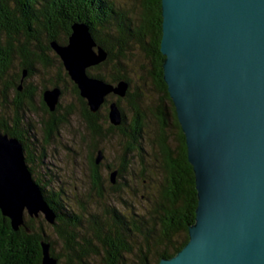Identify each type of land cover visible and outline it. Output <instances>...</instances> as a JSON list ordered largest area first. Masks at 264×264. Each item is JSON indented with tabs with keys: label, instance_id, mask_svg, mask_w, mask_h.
<instances>
[{
	"label": "trees",
	"instance_id": "obj_1",
	"mask_svg": "<svg viewBox=\"0 0 264 264\" xmlns=\"http://www.w3.org/2000/svg\"><path fill=\"white\" fill-rule=\"evenodd\" d=\"M136 3L138 9L131 11L117 6L115 0H0V104L16 113L10 119L12 124L0 118V130L22 140L29 164L32 158L26 126L32 124L24 118V111H38L34 98L39 87L23 82L27 76L39 75L40 68L57 69L60 80L72 85L81 104L80 114L90 137L86 147L92 178L80 199L68 195L59 185L56 189L50 178H36L57 214L52 228L61 240L59 251L55 247L57 241L45 232L43 220L37 228L36 219L25 218L24 224L15 230L10 218L0 210V264H42V241L50 243L51 254L58 264H158L163 257L174 256L188 242L198 196L186 137L163 77L162 0H136ZM76 22L88 23L98 44L109 52L106 61L91 67L89 73L114 84L122 79L130 83L124 98L114 93L108 95L117 97L114 101L124 114L119 126L109 122V107L105 103L97 112L91 111L87 99L81 96L51 47L53 40L66 43ZM134 46L151 59L154 82L169 103L155 115L154 138L147 132L145 112L136 102L138 94L131 91L127 73L126 63ZM109 65L107 74L92 72ZM25 70L27 74L21 82ZM54 83L53 87L59 85ZM47 88L45 85L41 95V108L47 118L41 119L40 124L44 141L50 143L59 125L66 123L74 110L65 108L60 100L56 110L50 111L43 98ZM123 101L131 105V117L122 107ZM108 102L110 105L112 100ZM171 127L176 129L173 134ZM107 132L119 138L121 148L112 163L98 164V151L104 152L103 143L109 138ZM147 137H150L148 145ZM148 146L157 152L147 154ZM133 164L139 165L138 170L131 177L126 176ZM103 165L110 172L118 170L116 183L109 187L103 179ZM97 260L98 263H93Z\"/></svg>",
	"mask_w": 264,
	"mask_h": 264
},
{
	"label": "water",
	"instance_id": "obj_2",
	"mask_svg": "<svg viewBox=\"0 0 264 264\" xmlns=\"http://www.w3.org/2000/svg\"><path fill=\"white\" fill-rule=\"evenodd\" d=\"M163 77L186 137L198 202L189 240L158 264H264V0H162ZM90 25L76 22L66 43L51 41L92 112L130 83L93 76L109 57ZM24 74L27 73L25 70ZM22 89V87H19ZM59 86L44 90L55 111ZM110 123L124 114L109 105ZM98 151L97 163L103 157ZM118 170L111 172L115 184ZM0 210L18 230L25 213L56 222L21 139L0 130ZM42 264H58L42 241Z\"/></svg>",
	"mask_w": 264,
	"mask_h": 264
},
{
	"label": "rangeland",
	"instance_id": "obj_3",
	"mask_svg": "<svg viewBox=\"0 0 264 264\" xmlns=\"http://www.w3.org/2000/svg\"><path fill=\"white\" fill-rule=\"evenodd\" d=\"M117 6H122L129 10H137L139 4L136 3V0H115ZM138 5V7H136ZM130 59L127 61V73L131 79V91L138 94L136 102L141 106L143 112H145L147 119V132L149 135L155 137L154 127L157 126V119L155 117L158 113L159 108H163L166 104L169 105L168 101L164 99L163 94L158 90L152 71V61L147 56V54L139 47L134 46L131 50ZM130 60V61H129ZM98 66V65H97ZM110 71V65L102 67L100 70H92L93 73H104ZM39 75L32 77H26L25 82L23 83H34L39 88L37 94L34 98L38 111H24V118L29 120L32 127H28V134L26 136L27 144L30 147L32 161L29 162V166L32 169L33 176L35 178L45 176L48 179L52 180L51 184L55 185L56 189L58 185L65 189L68 195H74L77 199H80L89 189L91 185V176L89 175L88 168V157H87V147L90 137L85 128V124L81 117L80 102L78 101L77 95L72 88V85L67 82L60 80L61 77L58 74L57 69H48V70H38ZM24 74V73H23ZM21 78V82L23 79ZM58 83L59 86L63 89V95L60 97V100L65 108H73L74 112L67 117L66 123L59 125V130L55 132L54 138L50 143H47L43 139V133L41 129L40 120L47 118L44 110L41 108V95L42 89L46 85L48 88L53 87V83ZM54 83V84H55ZM116 84V83H115ZM12 95H10V100ZM84 98V97H83ZM117 100V97L110 96L106 98L104 102L107 107H109L108 101ZM162 100V101H161ZM108 103V104H107ZM12 106V104H9ZM103 105H101L100 109ZM122 107L125 110L126 115L131 117V105L123 101ZM99 109V110H100ZM105 109V108H104ZM102 109V112L105 110ZM16 117L14 110L9 109L8 107H3L0 104V118L7 120L9 124L10 119ZM110 122V120H109ZM29 124V125H30ZM104 127L107 129L108 125L105 124ZM171 133L175 132V128L171 127ZM108 141L103 143L104 152L101 162L104 164L112 163L115 159L117 151H120L119 138L115 135L110 134ZM31 136V137H30ZM175 136L173 135V138ZM145 140L150 143V137H147ZM147 154L156 153L157 150L154 147H145ZM107 156V160L104 157ZM139 165L133 164V168L130 167V170L125 173L126 176H130L135 170H138ZM103 179L107 187L114 184L111 180V172L107 169L106 165L102 167ZM53 176H52V174ZM131 177V176H130ZM66 193H64L66 195ZM36 219L34 225L37 228L40 226V221L43 220V227L47 234L51 235L53 241H57L55 247L57 251L60 249L61 240L56 238L53 231L52 225L48 223L42 213L39 216H30L28 212L25 213V218ZM60 242V243H59ZM93 263H98V260Z\"/></svg>",
	"mask_w": 264,
	"mask_h": 264
},
{
	"label": "bare ground",
	"instance_id": "obj_4",
	"mask_svg": "<svg viewBox=\"0 0 264 264\" xmlns=\"http://www.w3.org/2000/svg\"><path fill=\"white\" fill-rule=\"evenodd\" d=\"M105 61H106V60H105ZM105 61H104V62H105ZM102 63H103V62H102ZM96 66H97V65H96ZM26 74H27V73H26ZM26 74H23V76H25ZM22 81H23V80H22ZM116 84H117V83H116ZM110 94H111V93H110ZM110 94H109V95H110ZM114 94H115V93H114ZM116 95H117V94H116ZM85 99H86V98H85ZM161 101H162V100H161ZM112 102H114V101H112ZM112 102H111V103H112ZM111 103H110V104H111ZM99 109H100V108H99ZM99 109H98V110H99ZM98 110H97V111H98ZM97 111H95V112H97ZM121 124H122V123H121ZM159 124H160V123H159ZM30 137H31V136H30ZM125 187H126V186H125ZM54 211H55V210H54ZM55 213H56V211H55ZM56 216H57V214H56Z\"/></svg>",
	"mask_w": 264,
	"mask_h": 264
},
{
	"label": "flooded vegetation",
	"instance_id": "obj_5",
	"mask_svg": "<svg viewBox=\"0 0 264 264\" xmlns=\"http://www.w3.org/2000/svg\"><path fill=\"white\" fill-rule=\"evenodd\" d=\"M59 86V85H58ZM60 88H61V86H59ZM61 90H62V88H61ZM62 94V93H61Z\"/></svg>",
	"mask_w": 264,
	"mask_h": 264
}]
</instances>
